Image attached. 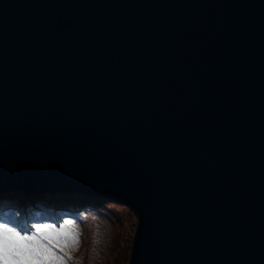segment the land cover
<instances>
[{
  "label": "water",
  "instance_id": "1",
  "mask_svg": "<svg viewBox=\"0 0 264 264\" xmlns=\"http://www.w3.org/2000/svg\"><path fill=\"white\" fill-rule=\"evenodd\" d=\"M102 196L129 264H264V0H0V194Z\"/></svg>",
  "mask_w": 264,
  "mask_h": 264
},
{
  "label": "rangeland",
  "instance_id": "2",
  "mask_svg": "<svg viewBox=\"0 0 264 264\" xmlns=\"http://www.w3.org/2000/svg\"><path fill=\"white\" fill-rule=\"evenodd\" d=\"M67 194H75L74 197H88V202L84 203L85 206L78 207L75 215L64 216L60 208H57L49 198L46 200L48 204L40 200V207L35 209L32 202H28L27 197L41 199L42 196L20 191L0 194V221L4 218L5 222L11 224L9 226L26 233L32 231L31 226L35 223L59 226L65 220H73L75 225L71 227L79 239L74 246L65 249L71 257L67 264H129L137 224V217L133 210L102 196ZM41 210L49 211L42 212ZM48 215L50 218L42 217Z\"/></svg>",
  "mask_w": 264,
  "mask_h": 264
},
{
  "label": "snow or ice",
  "instance_id": "3",
  "mask_svg": "<svg viewBox=\"0 0 264 264\" xmlns=\"http://www.w3.org/2000/svg\"><path fill=\"white\" fill-rule=\"evenodd\" d=\"M75 221L56 224H32V231L22 233L0 223V264H67L66 248L78 242Z\"/></svg>",
  "mask_w": 264,
  "mask_h": 264
},
{
  "label": "trees",
  "instance_id": "4",
  "mask_svg": "<svg viewBox=\"0 0 264 264\" xmlns=\"http://www.w3.org/2000/svg\"><path fill=\"white\" fill-rule=\"evenodd\" d=\"M75 194L71 195V194H67V193H62L61 195L59 194H52L50 195L49 193L44 194L41 199H38L36 197H27L28 198V202H32V205L36 208L40 207L39 203L40 200L41 201H46L47 198L51 199L52 202H54L55 206L57 208H60V210L62 211L61 214L65 215H75V212L77 211L78 207L80 206H85L84 203H87V199L88 197H84V196H76L74 197ZM35 200H38L39 202H36ZM102 200V199H101ZM35 201V202H34ZM45 204H48V202L46 201ZM33 207V208H34ZM42 212H48L49 210H41ZM43 218H50L49 215L48 216H42ZM3 224H7V225H11L9 222H5V219L3 218L2 221H0Z\"/></svg>",
  "mask_w": 264,
  "mask_h": 264
}]
</instances>
